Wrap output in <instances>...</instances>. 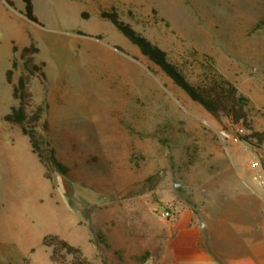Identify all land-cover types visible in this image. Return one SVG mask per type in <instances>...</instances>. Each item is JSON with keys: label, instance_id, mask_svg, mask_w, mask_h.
<instances>
[{"label": "rangeland", "instance_id": "obj_1", "mask_svg": "<svg viewBox=\"0 0 264 264\" xmlns=\"http://www.w3.org/2000/svg\"><path fill=\"white\" fill-rule=\"evenodd\" d=\"M11 1L0 0V104L12 103L4 70L13 58V82L39 64L45 80L29 84L43 108L37 136L67 172H53V186L27 136L0 116V264H63L41 243L48 233L92 264H145L149 228L177 224L185 210L199 226L207 213L250 218L254 196L238 175L258 171L264 193V0H32L37 23ZM111 7L191 83L233 84L248 127L192 101L98 16ZM30 43L36 52L24 54ZM166 207L171 217L160 216Z\"/></svg>", "mask_w": 264, "mask_h": 264}, {"label": "trees", "instance_id": "obj_2", "mask_svg": "<svg viewBox=\"0 0 264 264\" xmlns=\"http://www.w3.org/2000/svg\"><path fill=\"white\" fill-rule=\"evenodd\" d=\"M12 6L11 0H5ZM24 5L23 15L29 21L37 23L33 13L32 0H22ZM83 17H87L86 12H82ZM99 17L108 20L118 29L131 43L139 49V52L150 62L156 65L178 88H180L192 101L198 103L205 111L211 115L225 116L233 124L247 126V100L239 94L237 88L228 81H210L208 83H191L181 71V69L171 62L164 49L152 42L142 33L134 29L130 23L120 19L118 12L114 7L106 10H100ZM30 38V36H29ZM31 40V38H30ZM32 41V40H31ZM118 50L120 47L115 46ZM30 49L36 52L32 43L22 47L25 54ZM18 47L12 46V52H16ZM18 68V61L14 57L10 67L5 72V79L12 86V97L17 100V104L10 108V111L3 115L2 119L11 124L19 126L22 134L26 135L32 151L37 155L39 162L44 167V177L49 179L54 186L53 172L65 174L67 167L56 157L52 149L45 150L41 147L37 136L36 127L42 117L43 108L35 104L32 94L29 90V84L32 77L41 81L45 80V73L37 63L31 62L23 66V70L13 82L14 71ZM46 126V123H44ZM263 135H259L258 140L262 141ZM166 209H170L166 207ZM171 210V209H170ZM172 212V210H171ZM41 243L51 247L50 259L55 262L66 263V254L72 255L69 264H92L82 254L79 247L68 243L65 239L54 233L45 234Z\"/></svg>", "mask_w": 264, "mask_h": 264}, {"label": "crops", "instance_id": "obj_3", "mask_svg": "<svg viewBox=\"0 0 264 264\" xmlns=\"http://www.w3.org/2000/svg\"><path fill=\"white\" fill-rule=\"evenodd\" d=\"M8 68L4 70V78ZM11 98L12 103L7 109L0 104L1 119L17 104L12 92ZM5 123L12 125L7 121ZM244 171V177L241 174L238 176L248 192L250 190V195L254 196L252 208L248 209L251 214L248 220L236 219L234 223H224L219 216L212 217L207 213L204 215L206 221L199 226L200 217L198 224H187L190 213L185 210L179 215L177 224L149 228L151 237L143 246L149 254L145 264H264V193L256 186L254 174L246 168ZM164 228L168 230L166 235L162 231Z\"/></svg>", "mask_w": 264, "mask_h": 264}, {"label": "built area", "instance_id": "obj_4", "mask_svg": "<svg viewBox=\"0 0 264 264\" xmlns=\"http://www.w3.org/2000/svg\"><path fill=\"white\" fill-rule=\"evenodd\" d=\"M250 166L252 167V169H257L259 166V159H258V161H255V160L251 161ZM255 174L256 175H254V176H256V179H259V176H260L259 172L257 171ZM258 184H259V182H258ZM159 213H160V216H162L164 218H168V217L172 216L171 210L166 209V208L161 209Z\"/></svg>", "mask_w": 264, "mask_h": 264}]
</instances>
